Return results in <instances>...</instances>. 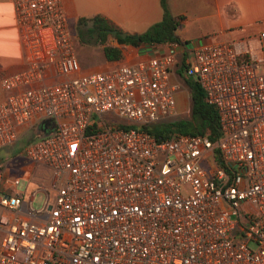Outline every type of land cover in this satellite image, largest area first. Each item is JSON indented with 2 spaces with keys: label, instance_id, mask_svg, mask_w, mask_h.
<instances>
[{
  "label": "built area",
  "instance_id": "2783aa9c",
  "mask_svg": "<svg viewBox=\"0 0 264 264\" xmlns=\"http://www.w3.org/2000/svg\"><path fill=\"white\" fill-rule=\"evenodd\" d=\"M12 1L25 56L0 76V148L53 125L21 149L41 176L20 189L0 169V264H264V28L190 44L182 59L218 136L156 137L144 125L174 112L182 42L78 72L61 0Z\"/></svg>",
  "mask_w": 264,
  "mask_h": 264
},
{
  "label": "crops",
  "instance_id": "0c3cea01",
  "mask_svg": "<svg viewBox=\"0 0 264 264\" xmlns=\"http://www.w3.org/2000/svg\"><path fill=\"white\" fill-rule=\"evenodd\" d=\"M165 3L170 13L178 17L175 33L183 43L182 49L177 48L174 51L176 63L169 70V79L176 86L174 111H177L180 109L178 101L181 96L178 81H184V76H186L183 73L182 59L189 55L187 49L190 44L221 37L251 36L264 26L251 27L248 25L249 21L254 20L253 15H248L250 16L248 17L246 13L239 10L235 0H165ZM61 4L68 25L69 22L75 24L79 16H91L100 13L124 32L132 34L143 31L149 24L159 20L162 15L160 0H61ZM106 42L119 47L121 57L106 59L102 52V44H100L101 56L89 63H86L84 58L78 59V72L104 70L119 62L136 63L168 50L166 41L153 45L147 43L132 45L120 43L113 35H109ZM74 53L76 56L75 47ZM24 56L25 46L21 38V28L15 22L13 1L0 0V76L20 69L24 65ZM3 97L4 90L0 86V101ZM189 107L190 99L187 108ZM28 129L26 128L19 138ZM16 141L8 146L7 155L0 154V169L4 176H17L25 179L30 173H33L34 167L21 154L24 144L19 152L21 154L19 157L22 160L13 161L15 157L11 154Z\"/></svg>",
  "mask_w": 264,
  "mask_h": 264
},
{
  "label": "trees",
  "instance_id": "16d2710c",
  "mask_svg": "<svg viewBox=\"0 0 264 264\" xmlns=\"http://www.w3.org/2000/svg\"><path fill=\"white\" fill-rule=\"evenodd\" d=\"M160 4L162 7L161 18L137 33V38H134L132 33L129 32H125L124 36L119 35V32L123 31L119 26L106 16L96 13L91 16L77 17L75 22L77 40L80 43L102 44V52L106 59L121 57L119 47L106 42L110 29L116 30L113 37L120 43L132 45L147 43L153 45L168 40L181 42V39L175 33L178 17L170 13L165 0H160ZM184 81L188 87L190 97L188 116L156 121L144 125V128L156 137H167L172 132H179L189 134L206 133L210 139H214L219 134L218 116L215 107L204 100L203 90L194 77L186 75Z\"/></svg>",
  "mask_w": 264,
  "mask_h": 264
},
{
  "label": "rangeland",
  "instance_id": "374dc122",
  "mask_svg": "<svg viewBox=\"0 0 264 264\" xmlns=\"http://www.w3.org/2000/svg\"><path fill=\"white\" fill-rule=\"evenodd\" d=\"M235 1L237 2V7L239 8V10L243 11V13H246L247 16L253 15L254 20L249 21L247 23L248 25H250L251 27H255V26L262 27V26H264V0H235ZM248 17H250V16H248ZM253 22H255V23H253ZM69 26H70L73 41H74L73 46L76 49L77 61H78V59L84 58L85 59L84 61L86 63H89V62H94V60L99 58L101 56V51H100L101 45H100V43H80V42H78L77 36H76L75 24H72L69 22ZM83 55H85V57H83ZM178 86H179V90H181V96H180L179 101H178V103L180 104V109L177 111H174L171 115L166 116L165 118H162V120H159V121L170 120V119H174L176 117H187L188 116L189 108H187V105H188V102L190 99L189 90H188V87L184 81H178ZM112 119L116 123L119 122V118H117L116 116H112ZM39 133L40 132L38 131L37 127L34 126L32 128H29L23 134V136L20 137L16 141V143H15L16 145L14 147V150L12 151L13 153L11 154L13 157H15L13 159L14 162L22 160V158L19 157V155H21L19 153L21 146L24 143H26L27 141H29L30 139L39 135ZM13 143L2 146L0 149V154L1 155H5V154L7 155L8 154L7 151L9 149L8 146L12 145ZM43 172H45V169L43 167H35L33 170V174L35 176H41ZM24 183H25V180L22 178H19V184L17 187L22 189V187L24 186ZM52 195H53V191H50L49 196L51 197ZM43 197H44L43 191L37 190L32 197V201H31L32 206L38 207L41 204ZM0 236H1V232H0Z\"/></svg>",
  "mask_w": 264,
  "mask_h": 264
},
{
  "label": "water",
  "instance_id": "95a60500",
  "mask_svg": "<svg viewBox=\"0 0 264 264\" xmlns=\"http://www.w3.org/2000/svg\"><path fill=\"white\" fill-rule=\"evenodd\" d=\"M109 32H110L111 35H115L116 34V30L115 29H110ZM119 35L124 36L125 32L121 31V32H119ZM132 36L134 38H137V34L136 33L132 34ZM47 124H49L50 127H51L53 125V121L50 118H45V119H43L41 121V124L38 125V131L41 134H45V133L50 131V128H46Z\"/></svg>",
  "mask_w": 264,
  "mask_h": 264
}]
</instances>
